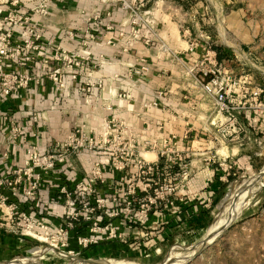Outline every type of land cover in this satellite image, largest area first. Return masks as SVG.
I'll use <instances>...</instances> for the list:
<instances>
[{
	"label": "rangeland",
	"instance_id": "1",
	"mask_svg": "<svg viewBox=\"0 0 264 264\" xmlns=\"http://www.w3.org/2000/svg\"><path fill=\"white\" fill-rule=\"evenodd\" d=\"M105 4L110 6L84 13L80 44L72 52L85 56L84 67L76 80L70 74L66 84L79 90L85 106L79 119L84 116V123L73 121L66 136L53 143L70 148V169L81 172L79 159L84 158L90 163L89 171L93 164H99L102 169L98 176L102 179L91 195L88 190L82 195L76 186L72 188L77 183L88 188L83 182L90 180L92 173L81 172L82 177L69 184L71 201L59 205L73 216L78 214V219H54L55 225L61 222L68 229L66 240L62 241L57 234L47 241H38L0 233V263L181 264L202 244L213 241L220 233H214L212 238L206 236L225 220L230 225L224 233L187 264H264V177L258 179L264 169V0H107ZM173 39L199 44L197 55L204 53L203 48L213 47L224 48L231 55L218 67L221 74L216 76L230 90L229 112L221 111L214 95H207L200 86L190 83L205 94L200 100L199 124L209 133L206 154L189 158L181 152L179 138L175 139V150L181 152L182 163L190 167L196 163L207 165L205 159L218 155L222 148L230 152L219 153L228 158L233 168L227 172L217 168L219 178H224V190L202 227L172 220L186 213L188 206L199 205L200 192H190L188 188L193 173L185 178L179 170L157 172L142 168L146 160L152 162L157 158L153 145L156 150L162 148L167 137L145 138L139 127L115 113L113 105L130 96L128 91L115 87L116 83L138 85L129 70L124 74L123 69L129 67L122 56L134 55V48L141 45L159 56L171 49ZM18 45L20 56L53 53L45 43ZM184 46L188 48L187 43ZM15 49L10 56H18ZM5 70L13 75V67L6 65ZM109 70L114 71L108 74ZM38 73L34 78L40 82L27 90L47 82L53 85L44 70ZM29 126L27 121L19 124L12 120L7 144L10 146L14 134L30 138ZM200 127L189 125L187 130L193 132ZM28 144L35 145L31 139ZM244 182L246 186L240 189L238 201L222 211L220 205L227 194ZM50 194L61 196L59 189Z\"/></svg>",
	"mask_w": 264,
	"mask_h": 264
},
{
	"label": "crops",
	"instance_id": "2",
	"mask_svg": "<svg viewBox=\"0 0 264 264\" xmlns=\"http://www.w3.org/2000/svg\"><path fill=\"white\" fill-rule=\"evenodd\" d=\"M106 1L54 0L50 5L48 15H36L35 23L43 33L45 42L52 38L60 39L63 46L73 52L80 44L79 30L84 25V13H90L98 8L101 9L103 5L110 6L105 4ZM33 2L34 0H26V3L30 5H33ZM172 29H174L173 26ZM71 32H76L74 38L69 36ZM171 43V50L176 52L183 53L190 47L189 42L185 41L175 40ZM184 43L188 44L187 49L184 48ZM134 49V55L122 56V60L127 63L128 67L132 65L140 66L145 61L149 66V72L144 76H134L137 78L138 85L122 81L115 84V87L121 88L122 92L128 91L131 96L130 99L124 102H114L115 113L134 126L139 127L145 134V138L160 140L175 135L179 138L183 148H181V152L187 153L189 158L203 155V153L205 155L209 133L207 128H201L202 126L199 124L202 118L199 115L200 108L202 109L200 100L205 94L190 84L193 80L185 77L182 67L173 62L166 54L154 56L152 54L154 52L148 50L144 45L136 46ZM201 55L202 53L194 57L201 58L203 57ZM184 57L191 62V56ZM41 59L42 56H39V61ZM50 63L52 62L50 61ZM220 63L224 64L225 60ZM47 67L45 70H49L52 64ZM128 70L129 68L123 69L124 74L127 75ZM109 71H107L108 74L114 70ZM94 75L98 76L99 74ZM73 86V84L68 86L64 94L58 95L54 85L47 82L40 88L24 90L17 97L4 98L0 96V177L8 174L12 168L22 166L26 159L24 149L7 144L10 134L9 126L12 120L17 121L19 124L27 121L30 125L29 139L42 148H47L53 144L58 137L66 136L73 121L84 123L85 118L83 116L82 119H79V113L85 106L80 98L78 88L74 89ZM72 93L73 96L70 95ZM154 103H158V107H155ZM35 112H38L37 115H33ZM135 114L141 115V118H137ZM189 125H199L201 129L194 128L192 132V129L187 130ZM190 131L192 133L188 135L187 132ZM7 151H9V159L3 158V154ZM225 151L230 153L226 148H222L218 152L225 153ZM219 153L217 154L222 157L223 154ZM79 163L80 169H82L81 171L78 167L79 171L83 175L88 174L90 172L89 161L81 158ZM190 169V173H193V175L188 182V188L190 192H200L198 195L199 205L188 206L186 213L180 218L172 220L176 224L186 222L194 227H202L210 217L217 198L222 195L224 185L220 181L218 173H216V166L198 165L196 163L192 164ZM81 172L78 173V170L76 172L73 169L60 166L46 178L47 182L42 187V194L44 198L54 203L48 212L57 209L53 200H58L55 195L51 197L50 193L54 189H58L59 186H69V184H72L71 181H74L77 177L81 178ZM8 195L12 196L9 192ZM12 199L16 200L13 196ZM0 233L5 234L2 230H0Z\"/></svg>",
	"mask_w": 264,
	"mask_h": 264
},
{
	"label": "built area",
	"instance_id": "3",
	"mask_svg": "<svg viewBox=\"0 0 264 264\" xmlns=\"http://www.w3.org/2000/svg\"><path fill=\"white\" fill-rule=\"evenodd\" d=\"M53 1L34 0V4L30 5L26 3V0H0V91L2 97H17L20 92L35 87V83L40 81L35 79L34 75L40 70L45 71L48 81L54 85L57 91L65 92L68 87L66 84L69 75L72 74L71 77L76 80L78 72L82 71L85 56H79L78 53L75 54L69 51L63 46L60 39L52 38L45 42L43 33L35 23L36 15H48ZM69 36L74 38L75 34L71 32ZM43 43L47 44L53 53L51 56H42L43 60L41 62L39 56H20V45L18 44L33 46ZM189 44L190 48L186 52H176L169 48L163 54H166L173 62L180 65L184 70L185 77L193 80L207 95H214L221 111L229 112L231 110L228 106L230 90H228L227 85L225 86L222 82H219L216 77L221 74L219 68L222 65L218 60L217 52L213 49L203 48L204 53L201 55L203 57L196 58L194 57L197 56L195 50L199 47V44L193 42ZM13 45L16 46L11 48ZM16 47L18 56H10L9 53L16 50ZM184 53L192 57L191 62L186 60ZM50 64H52V67L45 70ZM6 65L7 68H14L11 73L13 75L6 73ZM148 72L149 66L145 61L140 66L132 65L129 67L131 76H144ZM12 78L14 81H12ZM207 79H211V81L207 82ZM153 105L158 107V103ZM233 123H235V120H233ZM175 139H177L175 135L168 136L163 141L162 148L158 150L153 145L152 150L157 158L152 162L146 160L147 163L142 168L149 167L157 172H175L179 170V172L184 173L185 178H188L191 167L182 163L181 152L175 150L178 144ZM28 140L29 138L25 136L14 134L10 142L12 147H23L26 152V160L21 168H12L8 174L0 177V230L9 234L31 237L38 241H47L51 235L57 234L64 241L67 239L69 231L61 222L55 225L54 219L56 217L64 219L65 216L73 220L78 219V214L73 216L71 212H67L66 207L59 205L62 201L69 204L72 192H70L71 190L67 185L59 186L61 196L58 197V200H53L57 209L48 212L54 203L44 198L42 187L47 182L46 178L58 167L70 168L68 165L71 156L70 148H64L63 144L56 143L42 149L37 145H26ZM17 141L20 142L19 146ZM3 158L9 159V151L3 154ZM205 162L208 166H216L224 172L233 168L229 165L228 158H222L218 155L209 156L205 159ZM101 169L98 163L93 164L89 172L92 173V178L83 182L87 184L88 188H83V184L79 185L77 183L73 184L72 189L76 186L77 189L81 190L82 195H85L86 190H88L89 195L94 193L97 181L102 179L101 176H98ZM220 181H224V178H220ZM8 192L16 200L12 199Z\"/></svg>",
	"mask_w": 264,
	"mask_h": 264
},
{
	"label": "bare ground",
	"instance_id": "4",
	"mask_svg": "<svg viewBox=\"0 0 264 264\" xmlns=\"http://www.w3.org/2000/svg\"><path fill=\"white\" fill-rule=\"evenodd\" d=\"M248 184V182H246ZM245 185V182L236 186L234 189H232L228 194L227 196L225 197V199L223 200V202L221 203L220 205V209L223 211L228 205L229 206H234V204L238 201V197L241 195L239 191H241L240 189L244 188ZM249 187V186H248ZM248 190V189H247ZM239 193V194H238ZM242 193V192H241ZM236 206V205H235ZM241 209V208H240ZM238 210V209H237ZM236 215V214H235ZM234 215V216H235ZM228 225L227 223L224 221H222V224L219 226V229H216L217 228V225L216 227H214L213 229H211L208 233V235L206 237H210L212 238V236L214 235V233H220L222 230H224V228H226ZM217 230V231H216ZM216 233V234H217ZM2 264V263H0ZM12 264V263H10ZM13 264H21L18 262L16 263H13ZM27 264H38V261H29ZM107 264H116L112 261H108Z\"/></svg>",
	"mask_w": 264,
	"mask_h": 264
},
{
	"label": "water",
	"instance_id": "5",
	"mask_svg": "<svg viewBox=\"0 0 264 264\" xmlns=\"http://www.w3.org/2000/svg\"><path fill=\"white\" fill-rule=\"evenodd\" d=\"M264 177V169L261 171V173L258 175V179L259 180H261L262 178ZM234 220V219H233ZM230 225V224H229ZM229 225L226 227V228H224V230H222L221 232H220V234L213 240V241H211V242H209V243H207V244H202L189 258H187V260H185L183 263H181V264H187V263H189L190 261H192L196 256H198V255H200L206 248H208L210 245H212L215 241H216V239L218 238V237H220L223 233H224V231L229 227ZM164 264H168V261H166Z\"/></svg>",
	"mask_w": 264,
	"mask_h": 264
},
{
	"label": "trees",
	"instance_id": "6",
	"mask_svg": "<svg viewBox=\"0 0 264 264\" xmlns=\"http://www.w3.org/2000/svg\"><path fill=\"white\" fill-rule=\"evenodd\" d=\"M213 50L217 52L219 62H222L226 58L230 57L229 51L221 47H213Z\"/></svg>",
	"mask_w": 264,
	"mask_h": 264
}]
</instances>
